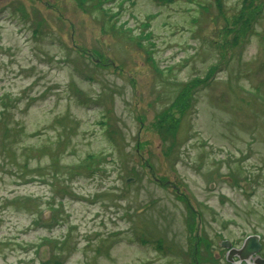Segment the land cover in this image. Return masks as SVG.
Here are the masks:
<instances>
[{
    "label": "rangeland",
    "instance_id": "374dc122",
    "mask_svg": "<svg viewBox=\"0 0 264 264\" xmlns=\"http://www.w3.org/2000/svg\"><path fill=\"white\" fill-rule=\"evenodd\" d=\"M167 1L0 0V264H210L264 237V0L237 45L250 0Z\"/></svg>",
    "mask_w": 264,
    "mask_h": 264
},
{
    "label": "trees",
    "instance_id": "16d2710c",
    "mask_svg": "<svg viewBox=\"0 0 264 264\" xmlns=\"http://www.w3.org/2000/svg\"><path fill=\"white\" fill-rule=\"evenodd\" d=\"M94 1L95 0H77L78 5L81 8H83L86 3H90V5H91L92 8H95L94 7L95 5H101L102 4L101 2H99V0H96L97 1L96 3ZM188 1H191V0H188ZM257 1L258 0H250L249 1V5L247 7H243V11L240 13V15L238 16V18H235L233 20V22H232V28L228 29V30H230L229 33L233 34V36L235 35L234 36V45H237V42H238L237 40H238V37L240 35H243L244 36L247 33V31L250 30V27L252 25V22L258 17V14L261 13V7H259V6L256 5ZM215 4L218 6V8H220V0L219 1H215ZM198 6H199V9H201V10L204 9L206 12H208V7L207 6H203L201 4H198ZM220 14H222L221 10H220ZM100 58H102V57H100ZM89 59H90V57H89ZM97 66L98 67H106L107 65L105 63H103V64H98ZM213 72L215 73L216 70H214L213 68H211L210 70H208L207 76L204 79H202V80L198 79V80H194L192 82H189L187 84L186 83L183 84L184 87L181 86L182 90H179L178 91L177 97L179 95H180V97H178L177 101L178 102L180 101V104L181 105H184L185 98H186L187 93L189 91L188 89H194L195 87H199V86H202L204 84H207L209 82V80L212 78ZM75 73L77 75L81 76L85 80H91V78H89V76H86L85 74H84L85 75L84 76L83 73L80 72V71H78V70H75ZM78 91L79 90H77V93L80 94V92H78ZM81 103H82V100H81ZM175 138H174V141L173 142L171 141V143L169 144V145L174 144L171 147V150L176 145ZM171 150H170V153L172 152ZM166 153H167V150L164 151V154H166ZM88 158L89 157H87L82 163H80L79 165H77L75 168L77 170H83V172H89V173L92 172V168L89 169V166H90V164H93L94 161H96L97 159H95L93 157H91L89 159ZM49 209L51 210L52 208H49ZM190 225L192 227H193V225H195V219L192 218ZM195 242L197 244V247H198V245H199V247L200 246H203V248H206V246H209V241H207L206 239L204 241L203 239L200 238V240H199V238H198V239H195Z\"/></svg>",
    "mask_w": 264,
    "mask_h": 264
},
{
    "label": "flooded vegetation",
    "instance_id": "af4514ba",
    "mask_svg": "<svg viewBox=\"0 0 264 264\" xmlns=\"http://www.w3.org/2000/svg\"><path fill=\"white\" fill-rule=\"evenodd\" d=\"M103 1L104 0H99V2H101V3ZM142 1L143 0H115L114 3L118 7V9H120L122 7L121 8L122 10L120 9L121 11L119 12V14H121L126 6L134 7V6L139 5V3H141ZM146 1H148V0H146ZM150 1H156L158 3H162V2H165L166 0H150ZM119 14H117V17ZM117 17L115 15V18H117ZM233 246L235 249L238 248V246L235 244ZM254 248L256 249L255 253L247 255V264H264V237H258V242L254 246ZM222 251H223L222 248L218 249L214 259L217 263L227 264L226 256H225L226 254L225 253L223 254ZM238 260H239L240 264L244 263V261L241 262L240 259H237L236 257L233 258L232 262L238 263ZM234 263H232V264H234Z\"/></svg>",
    "mask_w": 264,
    "mask_h": 264
},
{
    "label": "water",
    "instance_id": "95a60500",
    "mask_svg": "<svg viewBox=\"0 0 264 264\" xmlns=\"http://www.w3.org/2000/svg\"><path fill=\"white\" fill-rule=\"evenodd\" d=\"M258 239L256 237H252L246 240L242 246V248L237 252H231L229 256L238 255L241 260H247L248 254L255 253L256 249L254 246L257 244ZM224 246L228 247V244H223Z\"/></svg>",
    "mask_w": 264,
    "mask_h": 264
}]
</instances>
